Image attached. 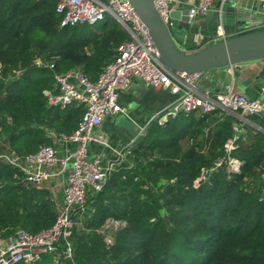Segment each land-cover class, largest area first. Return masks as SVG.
<instances>
[{"label":"trees","instance_id":"1","mask_svg":"<svg viewBox=\"0 0 264 264\" xmlns=\"http://www.w3.org/2000/svg\"><path fill=\"white\" fill-rule=\"evenodd\" d=\"M57 2L0 0V151L34 153L53 144L49 131L72 134L84 106L49 104L55 72L79 68L96 80L130 39L110 15L61 26ZM237 122L220 109L154 119L130 149L132 165L89 198L90 215L70 237L73 258L62 241L57 264H264V134L239 136L229 154ZM57 215L48 188L0 159V238L48 229Z\"/></svg>","mask_w":264,"mask_h":264},{"label":"built area","instance_id":"2","mask_svg":"<svg viewBox=\"0 0 264 264\" xmlns=\"http://www.w3.org/2000/svg\"><path fill=\"white\" fill-rule=\"evenodd\" d=\"M257 1L264 17V0ZM154 4L169 28L174 29L175 18L171 13L183 7L182 1L154 0ZM212 4L213 0H196L189 6L190 18L206 14ZM56 11L62 16L61 26L95 24L110 15L121 23L130 39L118 46L116 57L105 65L96 80L79 68L55 72L57 92L46 91L49 104L65 107L77 103L84 106L77 129L70 135H58L64 145L62 150L48 144L34 153L0 151V159L22 171L29 184H43L55 174L52 168L57 165H60V172L67 174L63 202L53 225L38 233L17 229L4 244H0V264L38 262L43 255L56 253L62 241H66L65 257L73 258L70 237L77 227L78 216L88 210L89 198L103 190L109 175L116 169L112 164H106L102 155H91L92 143L99 141L95 130L106 117L124 112L119 103V93L129 89L135 78L152 87L167 88L177 96L175 105L159 119L161 123L171 115L193 111L210 113L220 109L232 112L242 120L258 117L264 129V97L250 98L234 84L225 85L222 91L217 92L200 90V73L169 70L161 62L149 29L130 0H58ZM252 26L263 27L264 21ZM218 36L227 37L221 26ZM49 67L54 68V63ZM238 139L236 134L226 143L229 154L238 146ZM217 165H221V161ZM240 165L238 159L229 158L232 171H238ZM113 223L119 224L117 221Z\"/></svg>","mask_w":264,"mask_h":264},{"label":"crops","instance_id":"3","mask_svg":"<svg viewBox=\"0 0 264 264\" xmlns=\"http://www.w3.org/2000/svg\"><path fill=\"white\" fill-rule=\"evenodd\" d=\"M183 7L191 6L196 0H181ZM264 21L260 3L257 0H213L210 10L199 15L194 20V26L188 33L183 46L188 51H194L215 40L223 39L218 33L220 26L227 36L239 31L240 23L258 25ZM234 84L235 88L250 98L264 97V60L240 63L234 66H225L208 71L199 82L200 90L211 92L222 91L225 85ZM119 103L124 112L106 117L95 130V141L91 145V155H102L106 164H112L114 168L127 165L130 155L129 148L119 157L122 149L131 142L140 131L154 119H160L162 115L175 105L177 96L167 88L152 87L139 78H135L131 87L119 93ZM229 112V111H227ZM236 117L232 112H229ZM235 129L245 141L254 140L258 133L264 134L260 118H238ZM160 122V120H159ZM236 135V134H235ZM53 144L60 150L64 145L58 139L54 131H49ZM239 145V142H237ZM55 174L47 178L43 184L48 188L57 203L58 209L64 198V186L66 172H60V165L52 168ZM94 202H90V208L78 216L85 220L93 208ZM6 238H0V244H4Z\"/></svg>","mask_w":264,"mask_h":264},{"label":"water","instance_id":"4","mask_svg":"<svg viewBox=\"0 0 264 264\" xmlns=\"http://www.w3.org/2000/svg\"><path fill=\"white\" fill-rule=\"evenodd\" d=\"M130 1L148 27L160 52L161 62L171 71L200 73L202 79L212 69L264 60V26L253 27L243 22L240 23L237 33L208 43L194 51H188L182 44L192 30L195 20L189 16V7L185 6L172 11L175 28L171 29L159 14L154 0ZM150 123L122 149L119 162L123 154L145 133Z\"/></svg>","mask_w":264,"mask_h":264},{"label":"rangeland","instance_id":"5","mask_svg":"<svg viewBox=\"0 0 264 264\" xmlns=\"http://www.w3.org/2000/svg\"><path fill=\"white\" fill-rule=\"evenodd\" d=\"M133 160H134V158H132V156H129L127 158V165L128 166L132 165ZM88 204H89V208H90V202L89 201H88ZM83 221L84 220L81 221V219L80 220L78 219L77 226H81L82 223H83ZM112 225L114 226L115 224L112 222V223L109 224V227H112ZM107 238H110L111 239L112 236L111 235H108ZM60 248L62 249L63 246H61ZM63 257H64V255H63L62 251H57L54 254L53 253L52 254H45V255L42 256V259L40 261L35 262V263H30V264H57V260L59 258H63ZM64 258H66V257H64Z\"/></svg>","mask_w":264,"mask_h":264}]
</instances>
